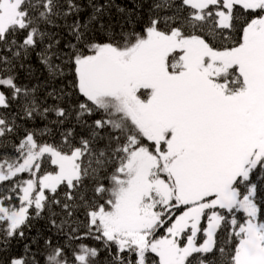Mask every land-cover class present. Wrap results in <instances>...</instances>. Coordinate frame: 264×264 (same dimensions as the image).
Here are the masks:
<instances>
[{
	"label": "snow or ice",
	"instance_id": "1",
	"mask_svg": "<svg viewBox=\"0 0 264 264\" xmlns=\"http://www.w3.org/2000/svg\"><path fill=\"white\" fill-rule=\"evenodd\" d=\"M0 264H264V0H0Z\"/></svg>",
	"mask_w": 264,
	"mask_h": 264
}]
</instances>
